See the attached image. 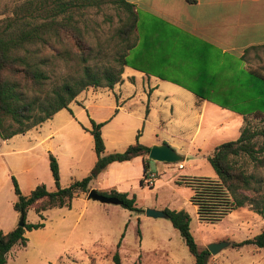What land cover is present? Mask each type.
<instances>
[{
    "label": "crops",
    "instance_id": "0c3cea01",
    "mask_svg": "<svg viewBox=\"0 0 264 264\" xmlns=\"http://www.w3.org/2000/svg\"><path fill=\"white\" fill-rule=\"evenodd\" d=\"M126 1L133 5L137 16L135 44L127 54L131 66L125 64L121 67L118 81L111 88H93L108 89L113 96L112 99L104 103L89 102L86 100L88 89H83L67 103L65 108L57 110L49 118L23 133L5 139L0 138L3 173L6 169L12 171L16 151L38 149L44 155L47 167L48 153L55 158L60 186H66L72 180L89 175L91 178L87 183V190L93 188L100 193L123 192L131 196L133 191L146 186L144 180L140 184L146 155L134 156L129 160L112 161L91 176L96 157L91 134L86 130L90 127V120L103 123L100 127V135L104 153L122 151L129 143L137 141L147 147L164 142L182 155V160L174 163L149 159L146 161V174L153 175L152 186L147 187H153L154 182L157 181L155 188L161 187L170 180L176 184L175 179L181 175L203 176L183 174L182 161H188L196 156L199 152L198 147L215 132L213 125L207 126L206 133L198 139L196 148H192L191 145L200 132L202 117L208 103H213L224 111L215 123H219L222 127V120L229 121L228 127L237 130L239 135L242 120L249 113L241 114L221 107L218 103H242L243 94L238 95L233 92L228 94L226 89L238 86L234 78L241 73V70L256 68L254 65L256 55H263L264 63L262 50L252 48L264 44V0ZM241 55L244 56L243 59H240ZM200 75H204V78ZM190 87L204 88L206 95L213 98H198L188 89ZM100 110H104V116L99 115ZM102 130L106 132V136L103 135ZM115 130L119 132H114ZM37 134L39 136L35 137ZM19 135L22 136L20 138L28 136L27 146L22 149H9L14 145L25 144L23 139L17 137ZM29 136H33L32 141ZM106 140L110 141L108 148L105 146ZM17 159L21 161L19 165L21 172L30 169V158ZM149 161L160 169L159 173L149 170ZM179 162L182 164L180 168L177 167ZM49 176L42 179L34 178L27 192H20L27 194L34 186L42 183L46 190H53L54 184L50 172ZM160 176L164 180L160 181ZM76 197L80 198L83 207L88 200H91L86 199L83 192H79ZM188 202L190 203L189 200ZM99 204L102 205L91 203V206H101L103 210L119 212L121 215L126 212V209L119 204L101 202ZM191 205L197 219L195 206ZM151 207L166 208L162 205ZM143 216L147 218L144 214ZM154 222L160 224L159 221ZM165 228L168 230L165 235H173L168 227ZM158 236L156 235L150 246L148 244L142 246L139 240L133 253L135 261L133 260L132 264H147L149 252L154 247L161 248L165 257L170 256L169 262L155 264H175L173 255L163 248L169 249V237L163 238L162 235L159 242ZM117 243L114 252L117 253V264H120L122 251L120 240ZM205 246L201 244L200 248H197L203 249ZM148 248L150 250H147ZM177 254V259L181 262L184 259L188 260L187 254L190 253L186 247L184 249L179 246Z\"/></svg>",
    "mask_w": 264,
    "mask_h": 264
},
{
    "label": "trees",
    "instance_id": "16d2710c",
    "mask_svg": "<svg viewBox=\"0 0 264 264\" xmlns=\"http://www.w3.org/2000/svg\"><path fill=\"white\" fill-rule=\"evenodd\" d=\"M66 0H49L44 5L40 0H25L14 5L10 15L0 19V138H9L23 133L28 128L49 118L54 112L65 108L73 97L86 87H107L118 81L121 67L131 66L127 59L128 51L135 44L136 13L133 5L126 0H113L120 12L117 16V27L114 35L119 42V53L114 58V67H106L100 71L92 70L85 65L89 56V45L86 32L69 18L57 19L68 8ZM39 18V20H37ZM264 53V44L252 47ZM259 59V56H255ZM244 56L241 55L240 59ZM73 59L81 64L80 73L71 80L46 88L50 71L46 67L53 60ZM201 76V75H200ZM204 78V75L201 76ZM231 79V78H230ZM237 87L226 89L228 94L244 95L242 103L220 102L219 106L232 109L238 113H249L252 116L264 117V67L241 70L235 78ZM201 81V80H200ZM198 98L207 96L206 89L190 87ZM225 91V89H224ZM242 97V98H243ZM244 120V118H243ZM102 122L90 120L86 130L91 134L95 161L92 173L96 174L112 161L129 160L134 156H145L149 147L135 141L122 151L104 153L100 135ZM264 135L263 128L251 129L246 124L240 128L234 140L216 144L207 155V160L216 174V178L206 176L181 175L175 179L176 184L189 188L188 200L195 206L197 219L204 222H215L232 210L247 206L251 211L261 215L264 207V181L255 173L264 167V143L255 140ZM250 164V171L244 164ZM143 160L142 178L147 177V165ZM48 168L53 180L54 189L46 190L43 184H37L27 194H22L16 181L11 176L12 189L15 196L12 208L24 218L25 211L32 208L40 215L42 210L51 207H67L72 197L79 192L87 191L89 175L69 182L66 186L58 183V169L55 158L48 153ZM119 199L120 206L132 212H142L136 207L133 195L110 191L101 192ZM170 225L177 230L182 241L193 257V264H206L208 251L198 249L189 231V215L184 209H162ZM41 217V216H40ZM42 226L41 222L25 223L22 227L0 231V264H5L6 253L15 244L24 245V230ZM253 244L264 246V225L260 231L250 238L230 241L229 246L241 247ZM118 243H116L117 247ZM118 263L116 251L112 255Z\"/></svg>",
    "mask_w": 264,
    "mask_h": 264
},
{
    "label": "rangeland",
    "instance_id": "374dc122",
    "mask_svg": "<svg viewBox=\"0 0 264 264\" xmlns=\"http://www.w3.org/2000/svg\"><path fill=\"white\" fill-rule=\"evenodd\" d=\"M23 1L25 0H0V19L10 15L11 8ZM40 1H43L44 5L49 3V0ZM66 1L68 8L58 14L56 18L59 20L69 18L86 32L90 52L85 65L95 71H100L108 66L115 68L117 65L113 59L117 57L120 49L114 30L117 27L116 14L118 11L120 12V9L117 8L113 0ZM255 60L254 65L256 68L264 67L263 55L260 54L259 59ZM53 61L51 68L46 67L50 71V77L46 85L47 89L76 77L82 67L81 64L75 63L73 59H56ZM125 69L129 70V68ZM93 88L95 87L88 86L85 88L88 89L87 101L104 103L108 99H112L113 96L108 89ZM100 111L99 115L104 116V110ZM223 113L224 111L217 105L207 104L202 117L200 132L193 141L192 148H196L198 139L206 133L207 126L213 125L215 132L213 135L208 136V139L198 147L199 152L196 156L188 161H182L184 164L183 174L216 178V174L206 158L207 155L216 144L234 140L238 136L237 130L228 127L230 125L229 121L222 120V127L219 123H215ZM246 116L242 120V126L246 124L251 129L263 128L264 130V117H255L251 114ZM114 132H119V130ZM102 133L106 136L105 131L102 130ZM38 136L37 134L35 137ZM20 139H23L24 145H14L9 149L16 150L26 147L29 141L28 136ZM30 139L32 141L33 136ZM255 141L264 143V135H259ZM109 145L110 141L106 140V148ZM14 157L13 159L8 156V158L14 160L13 168L12 171L6 169L5 173L2 172L3 157H0L1 232H6L15 227L19 218V214L11 206L14 201V193L10 176L16 181L19 191L23 193L27 192L34 178L50 177L46 159L38 149L16 151ZM18 157L20 159L30 158V169L21 172V169H19L21 161L17 159ZM238 162L242 163V160ZM148 163L149 170L159 173L160 169L152 161ZM242 164H244L247 171H250L249 163ZM255 173L264 181V167L259 168ZM159 178L160 181L164 180L162 176ZM156 183L157 181L154 182L153 187L145 186L131 193L134 196L136 207L140 208L142 212H132L126 209L125 214L121 215L119 212L103 210L101 206L92 207L91 203L102 205L92 200H88L86 206L83 207L82 201L76 196L72 197L67 207L47 208L42 210L40 215L32 208H28L25 211L23 221L25 223L41 222L42 226L24 230V245L15 243L6 253L5 264H114L111 256L114 253V246L119 240L122 249L120 264H132L135 261L133 253L139 240H141L142 246L147 244L150 246L156 235H159V242L162 235L163 238L165 236L169 237V249L163 248L173 255L175 264H193L190 254H187L189 255L188 260L178 261L179 246L184 249L185 246L179 233L172 228L167 218L153 220L143 216L144 209L153 208L151 206L162 205L170 210L184 209L187 211L190 214L189 231L198 248L201 244L206 245L216 242L215 240L239 241L250 238L257 234L264 225V207L262 214L259 215L251 211L246 205L231 211L215 222L198 221L194 216L193 206L188 202L189 189L187 187L173 184L170 180L161 187L155 188ZM155 220L159 221L160 224L155 223ZM165 227H168L173 235H165L168 231ZM235 227L240 229L235 230ZM151 249L147 264L169 262L170 256L165 257L161 252V248L154 247ZM208 257L210 258L208 259ZM208 257L206 258V264H264V246L256 247L253 244H245L241 247L227 246L213 256L209 255Z\"/></svg>",
    "mask_w": 264,
    "mask_h": 264
},
{
    "label": "water",
    "instance_id": "95a60500",
    "mask_svg": "<svg viewBox=\"0 0 264 264\" xmlns=\"http://www.w3.org/2000/svg\"><path fill=\"white\" fill-rule=\"evenodd\" d=\"M147 159L157 162L174 163L182 160V155L178 154L172 147L166 143L150 145L146 154ZM93 176L94 173H91ZM86 199L95 200L101 203L120 204L119 199L112 195H104L93 188H90L85 193ZM144 215L151 218H165V212L154 208H145ZM24 224L23 218L19 216L17 225L22 227ZM230 244L228 240H220L206 244L205 249L209 254L214 255L221 249Z\"/></svg>",
    "mask_w": 264,
    "mask_h": 264
},
{
    "label": "built area",
    "instance_id": "2783aa9c",
    "mask_svg": "<svg viewBox=\"0 0 264 264\" xmlns=\"http://www.w3.org/2000/svg\"><path fill=\"white\" fill-rule=\"evenodd\" d=\"M181 162L177 163V167L180 168L181 167ZM153 175L152 174H149L147 175L146 178H144V183L146 186H152V183H153V179H152Z\"/></svg>",
    "mask_w": 264,
    "mask_h": 264
}]
</instances>
